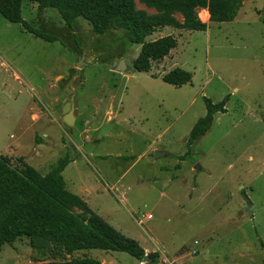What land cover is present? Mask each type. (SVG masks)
I'll list each match as a JSON object with an SVG mask.
<instances>
[{"label":"rangeland","instance_id":"obj_1","mask_svg":"<svg viewBox=\"0 0 264 264\" xmlns=\"http://www.w3.org/2000/svg\"><path fill=\"white\" fill-rule=\"evenodd\" d=\"M241 3L226 22L200 9L206 31L165 26L149 36L177 39L149 71L134 68L141 44L121 27L97 34L79 16L70 28L55 8L24 0V19L58 38L47 41L0 14V155L17 166L22 156L46 174L68 153L76 159L64 171L68 187L79 183L94 211L147 254L158 252L157 264H264V0ZM122 59L127 67L117 70ZM175 67L191 71L192 81L165 82ZM227 94V112L180 160L206 113L204 96L218 102ZM65 99L74 105L72 123ZM83 257L148 264L123 251L67 253L26 235L0 249V264Z\"/></svg>","mask_w":264,"mask_h":264},{"label":"trees","instance_id":"obj_2","mask_svg":"<svg viewBox=\"0 0 264 264\" xmlns=\"http://www.w3.org/2000/svg\"><path fill=\"white\" fill-rule=\"evenodd\" d=\"M24 0H0V14L10 22L36 37L56 41V35L46 33L33 26L22 15ZM40 9L55 8L66 26L73 27L79 16L88 19L97 34H105L110 27L118 26L129 32L133 43L141 44V50L133 66L137 71L151 70L154 62L162 61L176 48L177 39L164 35L156 39L147 38L165 26L189 30H207V23L199 17V10L208 9L214 22L235 19L241 0H138L146 9L137 8V0H30ZM180 14L182 20L177 17ZM193 73L182 67L166 72L162 79L181 86L190 83ZM227 94L214 102L204 96L206 113L198 118L187 138L188 151L178 156L184 160L189 156L193 144L211 128L218 112H227ZM21 166L12 162L9 155H0V249L5 243L26 235L43 242L55 241L67 253L78 249H103L123 251L141 260L146 251L140 242L109 223L94 211L80 195L67 187L63 171L70 162L67 153L60 157L46 174L19 157ZM180 168V164L177 165ZM242 193L247 198L244 190ZM150 264L159 262L158 252L149 253ZM39 264H102L93 257L64 261H45Z\"/></svg>","mask_w":264,"mask_h":264},{"label":"water","instance_id":"obj_3","mask_svg":"<svg viewBox=\"0 0 264 264\" xmlns=\"http://www.w3.org/2000/svg\"><path fill=\"white\" fill-rule=\"evenodd\" d=\"M114 66L116 67L117 70H125L126 67H127L126 66V62H125L124 59L120 60L119 62H115L114 63ZM62 112L64 113V120L67 123H72V122L75 121L74 105H73V103H72L71 100L65 99ZM162 155H165V153L162 152V151H156L155 152L156 158H159ZM196 168H200V165L199 164H196ZM247 208H248V210H250V204H248V207ZM150 261H151V257L147 253L145 254L144 258L141 259V262H143V263H148L149 264Z\"/></svg>","mask_w":264,"mask_h":264},{"label":"crops","instance_id":"obj_4","mask_svg":"<svg viewBox=\"0 0 264 264\" xmlns=\"http://www.w3.org/2000/svg\"><path fill=\"white\" fill-rule=\"evenodd\" d=\"M48 8H50V7H48ZM203 9H206V8H203ZM207 10H208V9H207ZM6 20H7V19H6ZM71 162H76V159H72V158L70 157V162H69L68 164H70ZM67 166H68V165H67ZM67 166H66V167H67ZM64 171H65V169H64ZM64 171H63V175H64ZM73 185H74L73 188H69L68 185H67V187H68L71 191H73V192H75L76 194L80 195L82 198L85 197V194L87 193L86 190H84L83 187H81L79 183L73 182ZM83 199H84V198H83ZM101 263H102V262H101Z\"/></svg>","mask_w":264,"mask_h":264},{"label":"bare ground","instance_id":"obj_5","mask_svg":"<svg viewBox=\"0 0 264 264\" xmlns=\"http://www.w3.org/2000/svg\"><path fill=\"white\" fill-rule=\"evenodd\" d=\"M202 18L206 20L207 19V13L203 14Z\"/></svg>","mask_w":264,"mask_h":264}]
</instances>
